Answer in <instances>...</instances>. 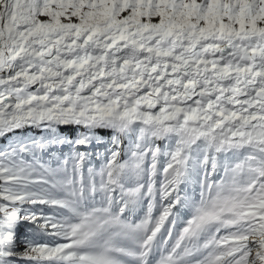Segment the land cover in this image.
I'll return each mask as SVG.
<instances>
[{
  "label": "snow or ice",
  "instance_id": "1",
  "mask_svg": "<svg viewBox=\"0 0 264 264\" xmlns=\"http://www.w3.org/2000/svg\"><path fill=\"white\" fill-rule=\"evenodd\" d=\"M0 264H264V0H0Z\"/></svg>",
  "mask_w": 264,
  "mask_h": 264
},
{
  "label": "rangeland",
  "instance_id": "2",
  "mask_svg": "<svg viewBox=\"0 0 264 264\" xmlns=\"http://www.w3.org/2000/svg\"><path fill=\"white\" fill-rule=\"evenodd\" d=\"M100 161H96L97 166L99 165Z\"/></svg>",
  "mask_w": 264,
  "mask_h": 264
}]
</instances>
